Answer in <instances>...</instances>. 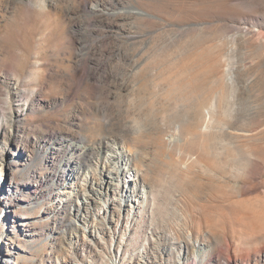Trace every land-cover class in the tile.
<instances>
[{"label": "rangeland", "instance_id": "374dc122", "mask_svg": "<svg viewBox=\"0 0 264 264\" xmlns=\"http://www.w3.org/2000/svg\"><path fill=\"white\" fill-rule=\"evenodd\" d=\"M0 264H264V0H0Z\"/></svg>", "mask_w": 264, "mask_h": 264}, {"label": "bare ground", "instance_id": "6f19581e", "mask_svg": "<svg viewBox=\"0 0 264 264\" xmlns=\"http://www.w3.org/2000/svg\"><path fill=\"white\" fill-rule=\"evenodd\" d=\"M135 13L142 15L140 11H136ZM121 132L124 134L121 137L124 138L127 135L134 136L135 134L140 132V129L133 126H127L125 129H122ZM70 144L73 145L72 147H78L79 151L81 152L78 155L76 153H72L71 160H74L80 165H85L88 168L84 177H82V181H84V183H82V185L84 186L83 189H86L88 193L82 194L83 199H81V197L79 198L77 192H74L78 202V209L75 210V213L77 211V217L83 222V210H88L89 205L91 204L89 200L92 198V196L103 195L102 190H109L111 188L110 186H112V188H115V186L118 187L120 175L124 176V178H127V181L122 183L123 189L126 188V190H124V192H119V197L122 200L125 201L127 199H130L131 201H133L135 198V200H137L138 202L145 196L146 183H143L144 181L142 182L140 180L141 178L139 179L140 170L138 171L137 165L135 167L136 169H130V167L128 169V167H125L122 168L121 171H119V168H117L118 165L130 166L132 162L137 161V156H134L129 149H126L128 146L126 147L124 143L118 144L113 136L104 135L98 141H89L87 139H84L83 143L81 145H78L77 142H73V140H70ZM79 169L81 170L82 166H80ZM132 170H134V172H131ZM73 174H76L77 177L80 176V172L76 170ZM140 189H142V192ZM78 227V229H83V227L81 226Z\"/></svg>", "mask_w": 264, "mask_h": 264}]
</instances>
